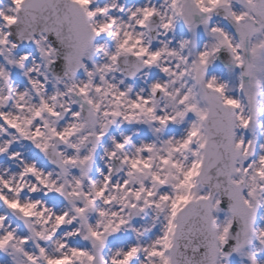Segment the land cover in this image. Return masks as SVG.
Instances as JSON below:
<instances>
[{
	"label": "snow or ice",
	"instance_id": "1",
	"mask_svg": "<svg viewBox=\"0 0 264 264\" xmlns=\"http://www.w3.org/2000/svg\"><path fill=\"white\" fill-rule=\"evenodd\" d=\"M0 209V264H264V0H0Z\"/></svg>",
	"mask_w": 264,
	"mask_h": 264
},
{
	"label": "rangeland",
	"instance_id": "2",
	"mask_svg": "<svg viewBox=\"0 0 264 264\" xmlns=\"http://www.w3.org/2000/svg\"><path fill=\"white\" fill-rule=\"evenodd\" d=\"M131 2H133V0H129V3H131ZM155 75H157V73H155V72L152 73L151 76H150V79L152 77H154ZM141 83L142 82L140 80H137L136 81V86L139 87L141 85ZM120 131H125L127 133V132H131L132 129L131 128H128L127 126H121L120 128H114L112 130V134L119 135V132ZM141 134L142 135H147L146 130L142 129L141 130ZM14 147L19 148V145H15ZM27 148H28V151H27L26 155H27L28 158H30V159H38V161L40 162V164L42 166H45V167H48V168L51 167V165L44 160V158L42 157V155H40L39 153H37L34 149H31L30 146H27ZM98 164H100V166L102 167V164L100 163L99 159H98ZM0 211H3V209H0Z\"/></svg>",
	"mask_w": 264,
	"mask_h": 264
}]
</instances>
